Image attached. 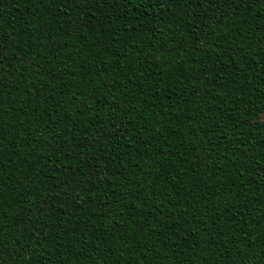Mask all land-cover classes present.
I'll return each mask as SVG.
<instances>
[{"label":"trees","instance_id":"trees-1","mask_svg":"<svg viewBox=\"0 0 264 264\" xmlns=\"http://www.w3.org/2000/svg\"><path fill=\"white\" fill-rule=\"evenodd\" d=\"M264 0H0V264H264Z\"/></svg>","mask_w":264,"mask_h":264},{"label":"snow or ice","instance_id":"snow-or-ice-1","mask_svg":"<svg viewBox=\"0 0 264 264\" xmlns=\"http://www.w3.org/2000/svg\"><path fill=\"white\" fill-rule=\"evenodd\" d=\"M261 123L264 124V120H261Z\"/></svg>","mask_w":264,"mask_h":264}]
</instances>
